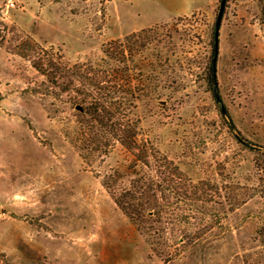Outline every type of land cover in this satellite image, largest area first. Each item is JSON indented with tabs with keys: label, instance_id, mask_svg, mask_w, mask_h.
Listing matches in <instances>:
<instances>
[{
	"label": "rangeland",
	"instance_id": "rangeland-1",
	"mask_svg": "<svg viewBox=\"0 0 264 264\" xmlns=\"http://www.w3.org/2000/svg\"><path fill=\"white\" fill-rule=\"evenodd\" d=\"M177 1L0 0V264H264V0H226L218 50L222 0ZM150 172L173 217L137 230L113 193Z\"/></svg>",
	"mask_w": 264,
	"mask_h": 264
},
{
	"label": "trees",
	"instance_id": "trees-1",
	"mask_svg": "<svg viewBox=\"0 0 264 264\" xmlns=\"http://www.w3.org/2000/svg\"><path fill=\"white\" fill-rule=\"evenodd\" d=\"M2 25V24H1ZM4 27V26H3ZM4 27V31H5ZM1 30V28H0ZM2 31V30H1ZM108 54L109 52H105ZM54 65V64H51ZM49 66V65H48ZM42 69V68H41ZM40 69V70H41ZM57 69H60L57 67ZM56 70V69H55ZM61 76V75H60ZM209 84L214 88V92H216V86H217V80H216V72L215 68L212 67L210 74H209ZM100 84H97L96 82H91V86L89 88L91 90H96L97 96L92 98V101L90 102V107L89 109L93 110L94 114L99 115V121L103 123V120L100 118L102 117V112L99 110L101 107V104L109 103L112 102L113 100L110 98V95L103 86H99ZM92 87V88H91ZM83 101H87V98H84ZM107 107L106 105H104ZM107 108L110 109L108 106ZM100 112V113H99ZM113 114L110 112L109 115H104V117L109 118L108 120L110 121L111 124L108 123V120L106 122V125L109 127V131L106 133L107 137L110 140H113L121 144V146L127 148V150H132L133 149V139H134V134L132 127L129 124H121L119 121L114 122V118H112ZM106 118V119H107ZM109 124V125H108ZM135 145V144H134ZM149 154V153H148ZM144 155V156H143ZM151 156L147 155V152L144 151H139L137 154H135L136 161L137 163H145L148 166V158ZM152 157V156H151ZM137 173V174H136ZM136 176L138 175V172H136ZM154 174V176H153ZM148 182L143 183V185L147 186L144 191L137 192L134 188L131 189H124L121 190L120 196L118 197L115 193H113L115 197V202L116 205L120 208V210L127 216V218L136 226L137 230L142 227V225H148L149 221L153 220V217H157L158 220L155 221V223L161 224L165 222H168V220H171L173 216H171L169 213L170 211L167 209V207L174 205V203L171 202H166L164 199V195L162 192L169 191L172 193V191L165 187L162 189L160 186V181L159 177L157 180H155L156 173L150 172ZM150 185V186H149ZM160 192L162 195H160ZM185 196V194H184ZM177 203L183 202L182 198L180 196L177 197ZM165 202V203H164ZM197 202V198L193 201V203ZM176 204V202H175ZM194 207V206H191ZM195 208V207H194ZM198 209V208H196ZM165 220V222L163 221ZM150 231L152 229L154 230V233H163L164 229L157 228L154 226H150ZM259 237L262 240V244L264 246V227L259 231L258 233ZM152 237V236H151ZM168 261V257L166 259Z\"/></svg>",
	"mask_w": 264,
	"mask_h": 264
},
{
	"label": "crops",
	"instance_id": "crops-1",
	"mask_svg": "<svg viewBox=\"0 0 264 264\" xmlns=\"http://www.w3.org/2000/svg\"><path fill=\"white\" fill-rule=\"evenodd\" d=\"M214 1L215 0H179L175 2L176 10H174L173 13L168 14V16H166L165 18L160 19L159 21H168L169 19H173L176 16L186 15L188 13H191L192 11H195L196 9L202 8L203 6H207L210 4L212 5Z\"/></svg>",
	"mask_w": 264,
	"mask_h": 264
},
{
	"label": "water",
	"instance_id": "water-1",
	"mask_svg": "<svg viewBox=\"0 0 264 264\" xmlns=\"http://www.w3.org/2000/svg\"><path fill=\"white\" fill-rule=\"evenodd\" d=\"M225 4H226V0H222L220 10H219V15H218L217 22H216L215 45H216L217 50L219 47V32H220L221 22L223 18L224 9H225Z\"/></svg>",
	"mask_w": 264,
	"mask_h": 264
},
{
	"label": "built area",
	"instance_id": "built-area-1",
	"mask_svg": "<svg viewBox=\"0 0 264 264\" xmlns=\"http://www.w3.org/2000/svg\"><path fill=\"white\" fill-rule=\"evenodd\" d=\"M13 5V4H12Z\"/></svg>",
	"mask_w": 264,
	"mask_h": 264
}]
</instances>
